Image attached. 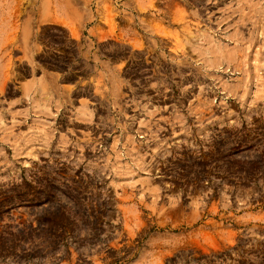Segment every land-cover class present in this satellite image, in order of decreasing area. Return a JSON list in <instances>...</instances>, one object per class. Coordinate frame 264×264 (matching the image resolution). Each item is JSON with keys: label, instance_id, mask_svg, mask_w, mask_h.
<instances>
[{"label": "rangeland", "instance_id": "1", "mask_svg": "<svg viewBox=\"0 0 264 264\" xmlns=\"http://www.w3.org/2000/svg\"><path fill=\"white\" fill-rule=\"evenodd\" d=\"M0 264H264V0H0Z\"/></svg>", "mask_w": 264, "mask_h": 264}]
</instances>
